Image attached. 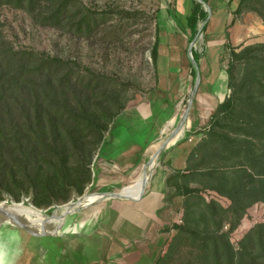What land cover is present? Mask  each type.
Instances as JSON below:
<instances>
[{"label": "trees", "instance_id": "obj_1", "mask_svg": "<svg viewBox=\"0 0 264 264\" xmlns=\"http://www.w3.org/2000/svg\"><path fill=\"white\" fill-rule=\"evenodd\" d=\"M3 5L27 10L44 26L72 29L87 37L104 26L110 15L76 0H0V7ZM234 12H253L264 23V0H240ZM208 14L204 5L193 0L187 18L190 41ZM156 20L154 67L161 29L159 18ZM104 35L105 41L108 36ZM227 48L230 93L211 114L197 148L202 151L210 146L223 153L218 165L201 173L218 184L180 190L188 201L202 202L199 216L195 204L188 202L182 220L172 228L165 226L164 231L176 232L152 264H166L183 242L199 250L196 264H264V220L251 226L236 243L231 238L249 208L264 203V42L239 50L228 43ZM193 56L198 62L195 49ZM190 66L196 77L195 66L191 62ZM112 83L108 73L77 60L16 49L0 23V201L9 193L16 201L30 194L35 206L48 208L85 192L94 179L93 159L125 111L119 98L127 89L125 83ZM220 127L224 129L218 130ZM206 188L216 189L231 204L224 208L206 201L201 195ZM171 196L167 182L166 203ZM226 221L230 225L221 232ZM194 263L190 259L183 264Z\"/></svg>", "mask_w": 264, "mask_h": 264}, {"label": "rangeland", "instance_id": "obj_2", "mask_svg": "<svg viewBox=\"0 0 264 264\" xmlns=\"http://www.w3.org/2000/svg\"><path fill=\"white\" fill-rule=\"evenodd\" d=\"M76 1L79 5L90 8L93 11L103 10L105 12H110V15L107 17L108 21L104 26L99 28L93 36L87 37L73 32L72 29L62 30L57 29L56 27L44 26L37 23L32 14L27 10L13 7L12 5H3L0 7V23L4 34L6 35V39L16 49H34L44 53H50L51 55H58L73 61L77 60L86 66L106 72L109 74L111 83L113 82L112 84H115L116 82H124L127 89L121 91L119 95L120 100L125 103L123 108V110H125L124 112L149 98L160 95L159 92H154L158 88L160 75L158 66L154 67L153 64L152 47L156 40L155 28L156 21H158L156 18H159L162 26L168 23L167 20L170 18L166 14L165 7L169 1L173 0ZM134 14L139 15L134 17ZM104 34L108 36V39L105 38V41L103 40V37H105ZM101 39L103 40L102 42L99 41ZM185 43L187 46V42ZM239 49L241 48L238 47L237 50ZM169 50L173 51L172 49ZM160 51L164 50L161 49ZM166 52L169 53L168 50ZM210 52H216V49L210 50ZM181 54V62H186V60H183L184 56V58H186L185 50H182ZM227 58L228 50H226L224 54L225 61L223 64H220L222 59H217V57L212 58V68L214 69L213 74H216L215 78L217 76L219 77L221 67L225 69ZM175 72L174 75L172 74L173 76H176L181 72L187 75V79H184L183 81L186 83L185 89L181 90L179 93L181 99L180 101L178 99L175 107L174 122H168L169 124L167 126L164 124L166 128H162L163 132L160 134L157 141L154 145H151L145 153L141 151L138 160H136L135 156H132L133 158L126 157L123 166L120 165L119 162L114 163L105 160H98L97 152L91 164V169L94 176L93 166L97 159V164H99L102 169L99 186L111 187L112 184L118 186L128 180V178L132 179V177L135 176L136 171H141L142 169L143 155L149 157L150 153L154 151L175 128L181 115L187 108L188 100L192 93L195 81L193 73L186 70V68H183L182 71ZM229 93L230 90L226 88L225 94L227 95ZM225 96L221 99L223 100ZM210 110V107H206V110L203 113L204 116L203 118L201 117L202 120H200L202 123L201 127L195 128V131H191L189 135L185 134L187 133L186 130H188V128L186 129L185 127L182 137L178 141L170 143L165 149L167 151L159 160L156 169L158 172L153 178L154 181H152V189L154 191L164 189L165 184L162 178L163 175L167 174L168 191L172 196L168 199L169 203H166L165 205L166 209L163 218L165 222L151 225L155 230H153L154 234L150 239L144 242L139 241L145 238L144 233L149 227L150 222L147 220H141L140 216L135 213L136 210L134 209V206L123 208L121 207V202L115 200L110 207L111 217L102 224L101 232L92 235L93 237L91 239L78 238L75 242L70 244L68 252L66 250L63 253V244L60 240L56 239L55 243L57 245H55L53 239H50V237L45 238L48 243L47 245L52 247V252H55L56 250L60 256L59 259L57 257V259H55L56 261L54 260L55 262L53 263L103 264L104 262H108V264H118V261L114 257L107 260V252L105 253V251H103L107 249V244L109 242L106 243V240L109 236L113 235L116 236L118 242L122 243L124 246H126L128 242H131L128 246H131L134 243L131 248L133 261H131V263L129 262V264H135L136 259H138L141 254H149L147 255V259L143 260L141 264H152L160 252L162 247L161 244L171 240L176 232L175 229L164 231L165 226L172 228L174 222L182 220L185 208L188 207V202H193V204H195L194 208L197 216H199L198 211L202 206V202L195 199H190L188 201L187 197L183 195L180 190L187 187L202 186L203 184H218V181H215L214 178H207L201 173L207 171L208 168L218 165L222 161L221 157L223 153L220 154L215 152V149L210 146L202 151L197 150L198 145L202 142V138H204L205 135L203 134V127L208 126L204 124V122L209 119ZM169 115L170 113L167 112L165 117H168ZM220 129L223 130L224 127L218 128V130ZM226 131L227 130H225V132ZM158 132L160 131L152 129L148 139H156L159 134ZM231 136H233L232 133ZM177 146L178 149L176 151L169 153L172 148ZM136 162L140 163V165H138L136 169H133L132 172L131 169L136 165ZM230 168H232V166ZM185 172H188L189 174H183ZM130 176L132 177L130 178ZM201 195L206 201L216 202L221 204L224 208H227L231 204L230 199L221 195L216 189H203ZM29 197H31V195L26 194L23 195L22 199ZM8 198L14 200L10 193L7 194L3 200ZM155 214L157 215L156 212ZM263 220L264 203L254 204L249 208L247 214L242 219L241 224L232 233V241L236 243L243 236L245 231L255 223ZM229 225V221H226L221 232L227 230ZM157 236L160 238L158 244ZM181 244L178 253L175 254V257L166 262V264H183L190 259L195 262L194 264L198 263V255L200 254L199 250L195 247H191L189 243L183 242ZM99 252H101V254H99ZM49 260L50 262L53 260V255L49 257Z\"/></svg>", "mask_w": 264, "mask_h": 264}, {"label": "crops", "instance_id": "obj_3", "mask_svg": "<svg viewBox=\"0 0 264 264\" xmlns=\"http://www.w3.org/2000/svg\"><path fill=\"white\" fill-rule=\"evenodd\" d=\"M205 1L211 10V16L207 21L206 31L203 33L201 31L195 43L196 47H194L198 57L197 63L200 68L201 81L185 123L186 129L188 128L186 134L195 131V128L201 127L202 123L200 120H202L201 117L203 118L204 116L203 113L206 107H210L211 109L209 114L210 119L211 114L222 100L221 98L226 95V88L228 89L226 67L225 69L221 67L219 77L217 76L215 78L216 74H213L212 58L217 57V59H222L220 64H223L224 54L228 49V43L232 47L242 48L248 44L264 42V23L257 14L253 12H244L239 15L235 14L234 10L238 6L240 0ZM165 8L166 14L170 19L167 20L168 23L166 25L162 26L160 24L159 54L157 59L160 79L158 88L154 91L159 92L160 95L149 98L118 116L100 148V153L104 154L106 157H116L122 162H125L126 157L133 158L132 156H135L136 160H138L141 151L145 153L151 145H154L163 132V129L169 124L168 122H174L175 107L178 99L179 101L181 99L179 93L181 90L185 89L186 83L183 81L187 79V75L179 71L186 68V70L192 73L190 66L191 60L188 52L191 41L190 31L187 26V18L192 12L193 0L169 1ZM202 24L203 22L200 23L199 26L201 27ZM185 42H187V46ZM161 49L164 51H160ZM213 49H216V52H210V50ZM165 50H168L169 53ZM182 50H185L186 54V58H184L185 56L183 57V60H186V62L183 63L181 62ZM175 71H178L179 74L173 76L176 73ZM167 112H169L170 115L165 117ZM209 119L206 120L204 124L208 125ZM205 127L206 126L203 128ZM152 129L160 132H158L159 134L156 139L153 138V140H149L148 137ZM177 149L178 146L172 148L169 153H173ZM162 179L165 184L164 189L154 191L152 189V183V187L140 201L121 202V207L134 206L136 210L135 213L140 216V219L150 222L149 227L144 233L145 238L139 241H147L153 236V230L155 229H153L151 225L165 222L163 218L166 209L165 190L167 189V174L163 175ZM157 238L158 244L160 238L158 236ZM133 245L134 243L131 246L127 245L125 251H119L111 258L114 257L118 261V264L131 263V261H133V256L131 254ZM108 246H110V244H107V247ZM147 255L141 254V256H137L138 259H136L135 264H141L143 260L147 259Z\"/></svg>", "mask_w": 264, "mask_h": 264}, {"label": "water", "instance_id": "obj_4", "mask_svg": "<svg viewBox=\"0 0 264 264\" xmlns=\"http://www.w3.org/2000/svg\"><path fill=\"white\" fill-rule=\"evenodd\" d=\"M196 1L207 7L206 9L209 14L197 34L191 40L188 48L190 60L195 66L197 74L187 108L181 115L175 128L155 149L153 156L149 155L147 157L143 155L141 171H136L134 177L130 176L132 179L128 178V180L118 186L114 184L111 187L99 186L102 169L97 163L98 160H105L107 162H119L123 166L124 162L116 157H106L99 152L97 155L98 160H95L93 166V181L87 186L82 195L75 196L66 203L44 209L35 206L32 203L31 197L23 198L21 201H15L12 198L0 201V264H54L55 259L57 257L59 259L60 257L59 253L56 250L52 252V247L47 245L48 243L45 238L50 237V239H53L55 245H57L55 240H60L63 244V246L61 245L63 253L66 250L68 252L70 244L78 238L91 239L92 235L101 232L102 224L111 217L110 207L113 201L138 202L148 193L153 178L158 172L156 169L159 160L167 151L165 149L185 128V123L201 81L200 68L193 56V49L203 26L210 19L211 10L205 0ZM135 164L131 169L132 172L133 169H136L140 165V163ZM141 174L145 175L138 193L131 194L126 192L128 186L136 184ZM117 239L116 236L111 235L106 240V243L109 241L108 244H110L107 249L103 250L105 253L107 252V260L111 259L119 251H125L127 245L131 244V242H128L124 246ZM52 255L53 260L50 262L49 257ZM103 264H108V262H104Z\"/></svg>", "mask_w": 264, "mask_h": 264}, {"label": "bare ground", "instance_id": "obj_5", "mask_svg": "<svg viewBox=\"0 0 264 264\" xmlns=\"http://www.w3.org/2000/svg\"><path fill=\"white\" fill-rule=\"evenodd\" d=\"M182 134H183V131H181L170 143L178 141L182 137ZM154 151L150 154V156H153ZM144 175H142V174L140 175L136 184H134L132 186H128V188L126 189V192L131 193V194H137L138 191L140 190L141 182L144 178Z\"/></svg>", "mask_w": 264, "mask_h": 264}]
</instances>
